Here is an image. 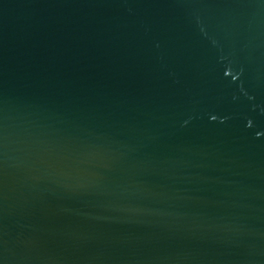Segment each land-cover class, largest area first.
Listing matches in <instances>:
<instances>
[{"label": "water", "instance_id": "1", "mask_svg": "<svg viewBox=\"0 0 264 264\" xmlns=\"http://www.w3.org/2000/svg\"><path fill=\"white\" fill-rule=\"evenodd\" d=\"M0 264H264V0H0Z\"/></svg>", "mask_w": 264, "mask_h": 264}]
</instances>
